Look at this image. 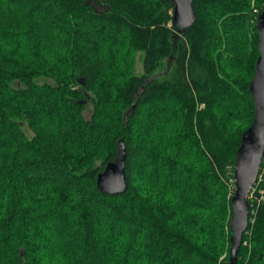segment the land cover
Returning a JSON list of instances; mask_svg holds the SVG:
<instances>
[{
    "label": "trees",
    "instance_id": "obj_1",
    "mask_svg": "<svg viewBox=\"0 0 264 264\" xmlns=\"http://www.w3.org/2000/svg\"><path fill=\"white\" fill-rule=\"evenodd\" d=\"M174 6L0 0V264H231L264 0H194L186 29ZM121 138L128 188L105 193ZM254 189L236 264H264Z\"/></svg>",
    "mask_w": 264,
    "mask_h": 264
},
{
    "label": "water",
    "instance_id": "obj_2",
    "mask_svg": "<svg viewBox=\"0 0 264 264\" xmlns=\"http://www.w3.org/2000/svg\"><path fill=\"white\" fill-rule=\"evenodd\" d=\"M175 3L173 21L175 25L186 29L197 19L194 0H173ZM260 35L258 50L260 55L256 61V71L249 83L255 111L251 125L242 133L241 144L236 152L234 180L236 189L231 199L232 216L230 263L236 264L237 256L243 240V234L249 226V195L256 182L264 158V9L257 20ZM98 188L105 193H123L128 188L127 146L121 138L114 160L108 162L97 177Z\"/></svg>",
    "mask_w": 264,
    "mask_h": 264
},
{
    "label": "rangeland",
    "instance_id": "obj_3",
    "mask_svg": "<svg viewBox=\"0 0 264 264\" xmlns=\"http://www.w3.org/2000/svg\"><path fill=\"white\" fill-rule=\"evenodd\" d=\"M93 6L98 10L100 11L101 10V6L97 5L96 3L93 4ZM136 70L138 72H141L142 71V64H141V58L140 56H138L137 58V61H136ZM91 109H92V105L91 104H88V109L86 110V116H89L90 115V112H91ZM264 162V158H263V161L262 163ZM229 167L232 169H234L235 171V165H229ZM233 171V172H234ZM258 178H261V177H258ZM258 178L256 180V182L254 183V185L257 183L258 181ZM226 179L228 181V184L229 186L232 188L231 190V193L234 194V191L236 189V184H235V180H234V173H233V176L232 174L228 173L227 172V176H226ZM254 185H253V188H254ZM252 188V189H253ZM262 191V190H261ZM263 193V192H262ZM233 196V195H232ZM255 199V193L253 194V191H251L250 195H249V202L251 203V201H253ZM251 206V205H250ZM251 208V207H250ZM251 212V211H250ZM249 220H250V215H249Z\"/></svg>",
    "mask_w": 264,
    "mask_h": 264
},
{
    "label": "built area",
    "instance_id": "obj_4",
    "mask_svg": "<svg viewBox=\"0 0 264 264\" xmlns=\"http://www.w3.org/2000/svg\"><path fill=\"white\" fill-rule=\"evenodd\" d=\"M260 170H261V169H260ZM228 173L233 174L234 172L230 169ZM263 173H264V168L262 169V173H261V172L259 173V176H258V177H262V174H263ZM252 191H253V194H254L255 189L253 188ZM261 193H262V191H261ZM262 197H263V196H262Z\"/></svg>",
    "mask_w": 264,
    "mask_h": 264
}]
</instances>
